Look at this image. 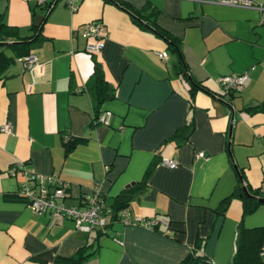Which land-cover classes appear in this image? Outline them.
Instances as JSON below:
<instances>
[{
	"label": "crops",
	"instance_id": "crops-1",
	"mask_svg": "<svg viewBox=\"0 0 264 264\" xmlns=\"http://www.w3.org/2000/svg\"><path fill=\"white\" fill-rule=\"evenodd\" d=\"M66 1L55 2L28 45L39 63L32 71L11 40L0 43V126H12L0 131V264H63L59 258L82 248L87 256L78 264H179L197 245L196 264H234L242 230H264V202L244 212L233 195L222 209L240 174L257 192L247 187L250 193L264 197V0H253L261 9L215 0H78L74 11ZM145 3L155 10L151 21L179 40L187 73L169 43L124 6ZM42 6L0 0V18L26 37ZM92 20L108 31L97 54L85 50L80 33ZM96 63L109 93L98 111L111 112L109 124L94 122ZM243 72L242 90L221 96L220 77ZM19 162L67 182L68 206L99 183L108 206L123 193L132 217L160 222L149 228L111 218L102 233L69 218L49 226L17 193L23 177L8 169Z\"/></svg>",
	"mask_w": 264,
	"mask_h": 264
},
{
	"label": "built area",
	"instance_id": "built-area-1",
	"mask_svg": "<svg viewBox=\"0 0 264 264\" xmlns=\"http://www.w3.org/2000/svg\"><path fill=\"white\" fill-rule=\"evenodd\" d=\"M38 1L43 4L47 0ZM77 2L78 0H67L66 5L70 10L74 11L77 8ZM215 2L224 5L261 9V4L253 0H215ZM80 33L88 40L85 50L90 54H97L104 47L105 39L108 35L106 26L97 20L84 23ZM160 56L166 58V52L160 53ZM20 61L23 67L30 71L39 66L37 57L32 52L21 56ZM246 79L247 74L245 72L221 76L219 79L221 95L229 99L234 93L240 92ZM111 115L110 111L98 113L94 115V122L109 124ZM0 131L11 133V124L9 122L4 123L0 126ZM70 139V136H65V142L70 141ZM197 155L204 156V153L198 152ZM161 162L170 168L177 165L176 159L163 158ZM8 172L11 175L17 172L21 173L23 178L17 193L26 200L27 206L33 214H46L48 216L49 226L61 223L64 219L69 218L74 221L76 227L82 230L88 232L100 230L104 232L113 215H115V219L120 220L124 224H138L149 228H154L160 222L156 218H134L131 216L128 207L114 211L112 207L106 204L99 183H95L90 192L82 195L80 205L68 206L62 201L68 184L56 174L46 175L38 173L32 169H27L23 162L10 166ZM115 239L118 243H122L118 237ZM211 264L214 263L211 262Z\"/></svg>",
	"mask_w": 264,
	"mask_h": 264
},
{
	"label": "trees",
	"instance_id": "trees-1",
	"mask_svg": "<svg viewBox=\"0 0 264 264\" xmlns=\"http://www.w3.org/2000/svg\"><path fill=\"white\" fill-rule=\"evenodd\" d=\"M57 0H50L43 3V9L46 10L44 15L40 18L39 21H37L35 24L31 26V28L34 30V33L26 36V37H18L15 34V28L13 26L8 25L6 22H3L0 18V43H4L1 40H7L9 39L10 45L13 46L16 50V52L23 56L26 55L28 50V45L31 42V39L33 37L38 38L41 33V28L43 25V21L45 19L46 14L49 12V10L52 8L54 3ZM114 2H118L119 4H123L120 0H111ZM125 8L130 12L132 18L134 21L147 28L153 29L155 32H157L159 35H161L170 45V49L176 54L177 57V65L180 68V72H186L184 62L182 59V55L180 53V47H179V40L172 36L167 31L159 28L155 25L154 21H151V17L155 14V10L152 9V7L145 3L139 10L130 7L128 5H124ZM187 73V72H186ZM192 83L193 89L195 87H198V83H196L194 80L190 79ZM201 87V86H199ZM90 88H92V95L95 100V110L97 115L99 113L98 107L99 104L103 99L106 97H109V93L106 89L105 80L103 77L102 70L99 68L98 64L96 63L94 70L92 72L91 77V85ZM221 95V94H220ZM222 96V95H221ZM232 96V95H231ZM252 108L258 109L260 108V105H255ZM66 144V150H70L73 146V143L70 141L65 142ZM243 176L240 174L239 176V184L234 188L231 195L228 196L223 200L222 203V209L225 208L228 200L233 195H239L243 202V211L244 212H250L256 208V206L259 204V201L257 200V197H255L253 194L257 193L255 191H251L250 188L248 189L253 193L252 196L246 197L242 192V185H243ZM129 201V197L125 196V194H119L116 196L114 204L111 206L114 211H117L123 207H127ZM115 219V215H113L112 220ZM97 233H102L103 231L95 230ZM243 236L241 238L238 252L234 258V264H262L264 261H262L259 257V252L261 249V243L262 238H264V230L259 232H246L242 230ZM199 246L197 245L196 248L194 247L192 252H190L183 260L180 261L179 264H196L199 259H201L203 256L197 252L199 250ZM84 250L83 248L79 250L76 254L70 257L66 258H59L58 261L62 262L63 264H78L82 259H84L87 255L83 254Z\"/></svg>",
	"mask_w": 264,
	"mask_h": 264
},
{
	"label": "water",
	"instance_id": "water-1",
	"mask_svg": "<svg viewBox=\"0 0 264 264\" xmlns=\"http://www.w3.org/2000/svg\"><path fill=\"white\" fill-rule=\"evenodd\" d=\"M55 4V3H54ZM133 183V182H131ZM128 186V185H127ZM242 192L246 197L252 196V194L248 191L247 187L245 185L242 186ZM257 200L259 202H264V197H257Z\"/></svg>",
	"mask_w": 264,
	"mask_h": 264
}]
</instances>
